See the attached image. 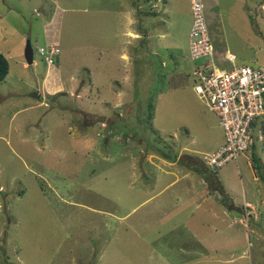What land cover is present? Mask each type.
<instances>
[{"label":"rangeland","instance_id":"374dc122","mask_svg":"<svg viewBox=\"0 0 264 264\" xmlns=\"http://www.w3.org/2000/svg\"><path fill=\"white\" fill-rule=\"evenodd\" d=\"M202 1L217 47L264 67V0ZM190 2L0 0V264H264V131L213 186L158 155L225 144L193 91Z\"/></svg>","mask_w":264,"mask_h":264},{"label":"built area","instance_id":"2783aa9c","mask_svg":"<svg viewBox=\"0 0 264 264\" xmlns=\"http://www.w3.org/2000/svg\"><path fill=\"white\" fill-rule=\"evenodd\" d=\"M192 26L189 54L195 64L193 91L219 119L225 144L216 152L203 156V163L216 171L237 162L251 148L254 137L264 126V67L236 65V57L226 58L233 64L225 69L218 61L202 0H191ZM40 54L50 66L60 54L57 45Z\"/></svg>","mask_w":264,"mask_h":264},{"label":"trees","instance_id":"16d2710c","mask_svg":"<svg viewBox=\"0 0 264 264\" xmlns=\"http://www.w3.org/2000/svg\"><path fill=\"white\" fill-rule=\"evenodd\" d=\"M8 74H9V62H8L7 58L2 53H0V82L4 81L6 79V77L8 76ZM59 95L60 94H56L54 97L56 98ZM151 108H152V104H150V109ZM150 120H151V116H150ZM261 131H262L261 133L263 134L264 126L261 128ZM257 137L260 140L259 134L256 135L254 137V142H253L251 148L255 147V143L258 141V140H256ZM158 153H159L158 155H160L163 158V160L168 161L169 163H177V164L179 163V164L183 165L184 168L188 167L189 170L195 171V172L199 173L201 176L205 177L209 186L214 185L213 184L214 182L212 180V176L216 177V175L218 173H216V172L214 173V171L209 169L208 167H206L203 162H202L203 165L200 163L196 164V162H189L188 163V162H185L183 160V158H181L182 156L181 157L175 156L172 158L170 155H167L164 152H158ZM254 160H256L255 163L257 164L258 160L257 159H254ZM203 166H204V168H203ZM204 172H208L209 176L207 177V176L203 175ZM4 264H7V263L4 262Z\"/></svg>","mask_w":264,"mask_h":264},{"label":"crops","instance_id":"0c3cea01","mask_svg":"<svg viewBox=\"0 0 264 264\" xmlns=\"http://www.w3.org/2000/svg\"><path fill=\"white\" fill-rule=\"evenodd\" d=\"M181 1V0H180ZM191 3V2H190ZM217 3V2H216ZM211 4H212V1L210 2V3H208L207 4V8L208 9H210V7H211ZM218 5V4H217ZM209 17H210V15H209ZM131 20V19H130ZM208 23V22H207ZM209 25V29L211 30V26H210V23H208ZM210 33H211V31H210ZM137 35V34H136ZM219 35V36H218ZM137 36H139V35H137ZM162 36H164V34L162 35ZM212 36V35H211ZM215 36L216 37H220L221 38V33L219 32V31H216L215 32ZM188 41H189V38H188ZM188 44H189V42H188ZM213 46H214V49H215V54H216V57H217V59H218V61H220V63H221V65H222V67H224L225 69H230V68H232V66H233V64L232 63H230L229 61H227V59L226 58H228V57H231L232 55H234L235 57H236V60H235V64L236 65H238V63H237V56L235 55V54H233V53H230L229 51H228V48L226 47V45H224V46H222V48H218L217 47V45L213 42ZM172 70H171V74H170V76L171 77H174V79H177L178 78V74L175 72V69L173 70V68H171ZM259 140V139H258ZM223 142L224 141H222V144H220L221 146L223 145ZM201 162V161H200ZM172 164H176V163H172ZM196 164H199V163H196ZM201 164V163H200ZM188 168V167H187ZM214 172H216V171H214ZM169 173V172H168ZM192 173H194V172H192ZM190 173H187V174H184V176H183V178L184 179H191L190 177H187L188 175H189ZM197 175H199V174H197ZM203 175H205V176H209L208 175V172H204V174ZM196 177H198L199 179H203V184H206L207 183V181H206V179H205V177H203V176H201V175H199V176H196ZM218 177H219V175H218ZM178 180V179H177ZM176 180V181H177ZM220 183H222L221 181H220ZM207 185H208V183H207ZM188 191H189V189H187ZM191 190V189H190ZM207 191H205V193H206V195L208 196V200L207 201H209V199H212V197H214L215 195H216V193H218L219 194V192L220 191H222V190H220V189H218V191H216V190H209L208 188L206 189ZM222 194V193H221ZM217 197H219V196H217ZM219 199V198H218ZM215 200V199H214ZM211 201V200H210ZM222 203H224V201L222 200ZM199 208H204V205H202V204H200L199 205ZM215 217H219V215H215Z\"/></svg>","mask_w":264,"mask_h":264},{"label":"water","instance_id":"95a60500","mask_svg":"<svg viewBox=\"0 0 264 264\" xmlns=\"http://www.w3.org/2000/svg\"><path fill=\"white\" fill-rule=\"evenodd\" d=\"M25 59L29 66L34 64V53L30 42L27 43L25 48Z\"/></svg>","mask_w":264,"mask_h":264},{"label":"clouds","instance_id":"9594fccd","mask_svg":"<svg viewBox=\"0 0 264 264\" xmlns=\"http://www.w3.org/2000/svg\"><path fill=\"white\" fill-rule=\"evenodd\" d=\"M261 138H262V134H261ZM261 138H260V139H261Z\"/></svg>","mask_w":264,"mask_h":264}]
</instances>
